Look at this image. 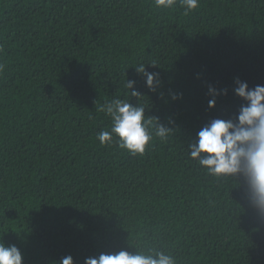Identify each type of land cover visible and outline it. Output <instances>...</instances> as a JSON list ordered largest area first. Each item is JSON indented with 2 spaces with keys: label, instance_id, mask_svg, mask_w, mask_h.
<instances>
[{
  "label": "trees",
  "instance_id": "1",
  "mask_svg": "<svg viewBox=\"0 0 264 264\" xmlns=\"http://www.w3.org/2000/svg\"><path fill=\"white\" fill-rule=\"evenodd\" d=\"M0 63V243L22 264L121 250L264 264V214L243 180L189 154L204 126L238 114L237 80L264 85V0H199L188 15L180 0H0ZM114 99L143 105L166 140L136 155L101 146Z\"/></svg>",
  "mask_w": 264,
  "mask_h": 264
},
{
  "label": "clouds",
  "instance_id": "2",
  "mask_svg": "<svg viewBox=\"0 0 264 264\" xmlns=\"http://www.w3.org/2000/svg\"><path fill=\"white\" fill-rule=\"evenodd\" d=\"M176 0H154L157 8H172ZM184 15L196 10L199 0H180ZM155 66V65H153ZM0 63V72L4 71ZM145 78L150 91L160 84L159 73L148 72L141 64L134 68ZM234 93L244 102L238 114L229 119H214L197 133L195 143L189 145L192 159L217 179L239 177L247 188L250 204L264 214V85L249 89L246 82L236 81ZM136 81L127 79L126 88L132 97H140L135 90ZM210 93L213 89H209ZM215 98L209 100V107H215ZM100 112L111 117L110 130L97 134L101 146H111L119 142L129 153L143 154L153 137L166 140L171 129L159 123L158 117H145V107L140 103L133 106L128 101L114 99L102 104ZM155 121V124H153ZM22 254L15 245L0 243V264H22ZM60 264H73L71 256L62 258ZM85 264H177L169 254L157 251L155 254L139 252L132 254L121 250L116 253H102L95 258H87Z\"/></svg>",
  "mask_w": 264,
  "mask_h": 264
}]
</instances>
